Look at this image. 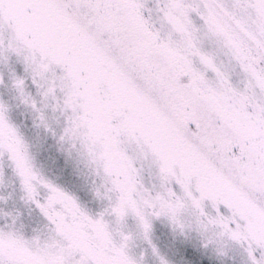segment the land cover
I'll return each mask as SVG.
<instances>
[{"label":"snow or ice","instance_id":"1","mask_svg":"<svg viewBox=\"0 0 264 264\" xmlns=\"http://www.w3.org/2000/svg\"><path fill=\"white\" fill-rule=\"evenodd\" d=\"M0 264H264V0H0Z\"/></svg>","mask_w":264,"mask_h":264}]
</instances>
